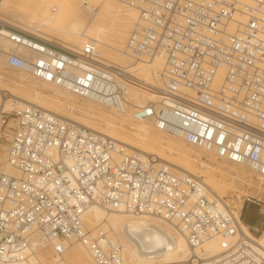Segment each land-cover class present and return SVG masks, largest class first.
I'll use <instances>...</instances> for the list:
<instances>
[{
    "label": "built area",
    "instance_id": "2783aa9c",
    "mask_svg": "<svg viewBox=\"0 0 264 264\" xmlns=\"http://www.w3.org/2000/svg\"><path fill=\"white\" fill-rule=\"evenodd\" d=\"M121 1L138 12L127 55L143 64L162 59L155 83L102 57L95 40L65 45L3 18L0 61L118 112L133 105L134 120L264 177V0ZM127 85L154 98L135 105ZM0 139L16 172L0 170V264H44L30 240L38 232L60 257L55 264H69L64 254L74 242L94 264H127L109 229L87 227L95 202L174 223L194 251L176 264H264V245L241 227L248 202L264 218L261 198L247 195L238 209L211 197L201 178L35 105L1 108ZM214 239L221 252L196 251Z\"/></svg>",
    "mask_w": 264,
    "mask_h": 264
},
{
    "label": "bare ground",
    "instance_id": "6f19581e",
    "mask_svg": "<svg viewBox=\"0 0 264 264\" xmlns=\"http://www.w3.org/2000/svg\"><path fill=\"white\" fill-rule=\"evenodd\" d=\"M58 1L62 3L63 0H0V18L10 19L4 12L12 10L15 16L23 19L22 21L14 22L39 27L42 31H44L43 27L48 28L51 32L56 31L63 38V41L46 31L44 32L65 45H70L68 42H71L80 46L88 39L95 40L100 46L102 57L123 66L127 73L134 78L144 83H154L153 81L159 78L163 66L162 59H155L150 63L143 64L135 62L126 53L129 32L138 19V12L134 8L127 6L128 12L123 13L122 5L124 3L121 0H80L72 2L73 5L71 4V6H68L64 0L69 8H66V6L64 8L63 5V12L61 9V12H59ZM49 3H51L48 8L49 12L52 14L58 12L55 20L49 19L48 17H51V15L47 16L46 14L48 12L46 7ZM86 3L89 4L86 6ZM92 6L97 7V10L93 13L90 11ZM82 9L84 10L83 12H81ZM65 11L66 13H64ZM64 15H69L68 20H65ZM85 15H88V20L84 19L83 16ZM24 19L27 21H24ZM31 19L36 20L37 23L28 22ZM63 20L66 21L64 25L62 24ZM111 36L112 38H110ZM1 65L4 64L0 61V109L14 105L19 107L27 105L39 106L59 115L65 120L105 134L118 143L124 144L129 151L136 150L153 155L157 161L168 163L178 173H188L196 176L200 172V175L205 177L202 180L206 184L211 197H221L222 192L230 187L219 176V173L224 171L222 164L212 163L205 165L204 162H201L198 167L199 151L205 150L189 145L193 149L190 150L186 146L187 143L179 138L174 137V139H177L174 142L165 140L160 134L158 135V133L154 132L150 121H130L129 117H132L131 109L133 105H130L129 110L125 113L106 106H103L106 108L104 112H98L93 107L76 104L72 99L77 95L70 91L55 86L60 91V94H57L58 96L55 94L56 96H54L46 91V88L52 84L43 81L31 84L30 81L33 77L29 75L18 73V80L11 83L3 75L4 71H2ZM26 82L28 84H24ZM135 87V85H127L125 88L126 97L134 101L135 105H142L145 102L139 101V94L136 95ZM150 95L154 98L152 93ZM75 108L85 115L83 117L74 116L72 109ZM109 110L116 111V113L121 115V118L112 117L108 113ZM92 118L101 120L100 122L103 121L104 123L94 126L91 124ZM126 126H129L131 130H127ZM170 137L173 139V136ZM168 151L170 153L175 151L177 155L171 159L167 154ZM208 153L212 154L210 151ZM6 158L7 149L5 152L0 150V169L15 174V170L7 164ZM239 175L235 171L230 181L233 182ZM196 177L201 178L200 176ZM262 188L264 190V185ZM84 219L90 229H96L101 226L111 231L113 236L124 246L127 264H176L187 261L194 252L183 233L174 223L164 222L158 218L134 216L121 209H110L95 202L85 213ZM241 227L247 235L256 238L264 245V232L259 237L255 236L249 226L242 220ZM116 228L118 229L116 230ZM30 240L36 247L38 255L44 264H55L58 262L46 263L44 260L49 251H53L54 255H57L52 243L45 234L38 232ZM74 244H77L79 249L75 248L77 250L71 253L70 251L73 249ZM196 251L202 252L206 257H211L221 252L219 240L208 241ZM64 257L72 259L82 257L86 259L88 264H91L92 261L86 246L79 242L68 244ZM58 258L60 260L59 256Z\"/></svg>",
    "mask_w": 264,
    "mask_h": 264
},
{
    "label": "rangeland",
    "instance_id": "374dc122",
    "mask_svg": "<svg viewBox=\"0 0 264 264\" xmlns=\"http://www.w3.org/2000/svg\"><path fill=\"white\" fill-rule=\"evenodd\" d=\"M66 4H68V6H71L72 2H78L80 0H65ZM65 1L63 0L62 3L58 1V7H59V12H63L65 6L66 8H69L66 4ZM70 1V2H69ZM52 3V2H51ZM51 3H49L47 5V10L49 8V5H51ZM54 3V2H53ZM64 5V8H63ZM73 5V4H72ZM63 8V9H62ZM61 9V10H60ZM122 9L124 10L123 13L128 12V7L123 4L122 5ZM84 10L82 9L81 12H83ZM5 15H7L11 20V21H22L23 19L15 16L12 12V10H8L4 12ZM66 13V11L64 12ZM47 16H49V14L51 15V17H48L49 19H54L56 18V15L58 14V12H54L53 14L49 12H46ZM87 14V12H86ZM65 16V20H68V16L69 15H64ZM63 16V17H64ZM67 16V19H66ZM88 15L83 16L85 20H88L89 18L87 17ZM137 19V18H136ZM135 19V20H136ZM74 20V19H73ZM24 21H27L24 19ZM28 22H32V23H37L36 20H28ZM66 21L63 20L62 24L64 25ZM18 23V22H17ZM134 25V24H133ZM42 29H44V31H46L47 33L51 34L52 36L56 37L57 39L63 41V38L60 37V35L58 33H56V31H52L49 30L46 27H43ZM132 29V28H131ZM130 33V32H129ZM112 38V36L110 37ZM71 46H77V44H73L71 42H68ZM73 44V45H72ZM100 47V46H99ZM2 71H4L3 75L5 76V78H7L11 83H14L18 80L19 75L16 71L9 69L8 67L1 65ZM34 80V81H33ZM157 80H154L153 82L155 83ZM37 82H41L39 80L33 79L30 81L31 84L33 83H37ZM29 83V84H30ZM24 84H28V82L24 83ZM46 91L54 96H56L57 94H60V91H58L56 89L55 86L49 85L48 88H46ZM135 93L136 95H138L139 101H144L146 102L148 99H153L150 95V93L146 90H142L141 88L135 87ZM56 94V95H55ZM144 94V95H143ZM7 96V94H6ZM58 96V95H57ZM76 104H80V105H84L87 107H93L95 109H97L98 112H104L106 110L105 107L100 106V105H96L95 103L88 101L84 98L81 97H77L74 96V98L72 99ZM134 103V101H133ZM72 112L74 113V116L77 117H83L85 114L81 113L80 111H78L76 108L72 109ZM109 114H111L112 117L114 118H121L119 115V113H116V111L114 110H109L108 111ZM86 118V117H85ZM130 121L134 120L131 116L129 117ZM88 119V118H87ZM90 120V119H89ZM95 121V122H94ZM98 123H97V122ZM101 120H98L96 118H92L91 124H93L94 126H99L100 124H103L104 122H100ZM134 122V121H133ZM127 130H131L129 126H126ZM154 128V127H153ZM154 132L158 135L160 134V136L164 137L165 140L167 141H171L174 142L177 139H172V137H170L169 135H166L165 133H162L160 131H158L157 129L154 128ZM185 144V143H184ZM188 149H192L191 146H189L188 144H186ZM7 149V143L4 139H0V150L2 152H5ZM193 150V149H192ZM200 156L198 158V167L199 164L201 162H204L205 165L207 164H212V163H216V164H222V166L224 167V171L222 173H219L220 178H223L225 180V182L227 184L230 185L229 188H226L224 192H222V194L220 195L221 197H225V199L231 204V205H235L238 209H240V207L242 206V204L244 203V198L247 195H251V196H255L258 198H261L264 200L263 196H264V190H263V185H264V177H262L261 175H259L258 173H256L254 170H252L249 167H239L238 165L225 161V160H221L215 157V155L213 154H209L208 151H199ZM169 155V158L173 159L177 154L175 151H168L167 153ZM218 160V161H217ZM2 170V169H0ZM238 172L240 175L239 177H237V179H235L233 182L230 181V178L233 176L234 172ZM198 175L196 176H200L201 179H205L204 176H201L200 172L197 173ZM229 181V182H228ZM232 187V188H231ZM243 220L246 224L250 225V226H258L260 228V232L256 233L253 232L255 236H261L264 232V223L263 226L261 225L262 222H264V218L261 217V215L259 214V208L258 206L253 203V202H248L245 206V211H244V217ZM118 228H116L117 230ZM73 249L70 251L71 253H74L79 246H77V244L73 245ZM87 254V253H86ZM65 255V254H64ZM52 258V259H51ZM66 261L69 262V264H88L85 258L82 257H78V258H70V257H65ZM45 262L46 263H53V262H57L59 261V258L57 255H54L53 251H49L48 255L45 257ZM91 264H94L93 260L91 261Z\"/></svg>",
    "mask_w": 264,
    "mask_h": 264
}]
</instances>
